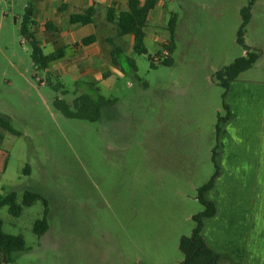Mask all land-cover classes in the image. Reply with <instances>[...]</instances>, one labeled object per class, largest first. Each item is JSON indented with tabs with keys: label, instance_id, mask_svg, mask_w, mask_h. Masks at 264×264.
<instances>
[{
	"label": "rangeland",
	"instance_id": "374dc122",
	"mask_svg": "<svg viewBox=\"0 0 264 264\" xmlns=\"http://www.w3.org/2000/svg\"><path fill=\"white\" fill-rule=\"evenodd\" d=\"M51 1L0 0V113L16 132L2 131L0 194L15 192L21 204L28 190L48 209V230L38 237L33 227L44 216L42 200L19 217L0 208L3 232L21 235L28 249L11 264H179V240L191 235L192 217L202 211L197 189L214 172L215 125L224 112L213 75L243 56L236 33L247 0H158L153 13L160 17H149L142 55L117 38L104 8H97L94 29L68 22L87 4L59 10ZM29 3L37 10L36 33L52 42L50 50L96 30L94 51L79 45L74 58L48 73L36 70L19 30ZM172 15V64L152 68L154 58L164 60ZM45 21L56 30L39 26ZM245 44L260 58L240 77L264 80V0L252 8ZM81 94L109 101L101 119L67 118L55 107L56 98L71 104Z\"/></svg>",
	"mask_w": 264,
	"mask_h": 264
},
{
	"label": "crops",
	"instance_id": "0c3cea01",
	"mask_svg": "<svg viewBox=\"0 0 264 264\" xmlns=\"http://www.w3.org/2000/svg\"><path fill=\"white\" fill-rule=\"evenodd\" d=\"M140 1L141 3L144 2V0ZM39 2L45 3V0ZM70 3L76 8L84 4L87 6L81 12L71 13L69 18L73 14L84 13L90 7L95 9L94 23L88 24L93 25L94 29L98 7L105 9V21L108 8H114L116 11H124L127 8L126 0L51 1L53 7L60 6L59 10L65 9ZM119 7H124V9L119 10ZM153 10L149 13L148 20L151 15L155 18L160 17L159 13L154 14ZM36 12L37 10L33 6L35 36L42 49L48 48L46 45L52 42L41 41L36 33V26L39 24V19L35 18ZM48 23H51L56 30L51 21L40 23L39 26L51 29V27L47 28ZM78 35L80 37L79 42L56 47L64 48V57L52 63L49 69L45 71L46 73L52 67H58L68 58H74L80 49L81 40L91 35L96 36L95 42L87 46L82 45L83 48L81 49L94 51L98 43L96 30L94 34L89 36L82 37L79 33ZM120 39L129 42L131 46L133 45L131 35L123 36ZM54 50H50L49 53ZM119 53L114 56L115 63H117ZM243 56H245V52ZM93 57L103 60L102 56H98V53L95 52ZM100 65L94 69L97 74L100 72ZM92 67L88 68L87 72L94 71ZM77 68L78 65L75 64L71 70L76 72ZM240 76L241 74L230 84L226 99L232 118L224 125L220 134L219 165L222 172L209 194L210 198L217 204V213L213 218L205 221L203 237L211 249L223 255L218 264H264V80Z\"/></svg>",
	"mask_w": 264,
	"mask_h": 264
},
{
	"label": "trees",
	"instance_id": "16d2710c",
	"mask_svg": "<svg viewBox=\"0 0 264 264\" xmlns=\"http://www.w3.org/2000/svg\"><path fill=\"white\" fill-rule=\"evenodd\" d=\"M33 1L39 2L41 0ZM257 1L258 0H247V4L240 10L241 23L236 33V43L244 50L245 56L236 58L231 64L224 66L213 75L216 83L223 89L221 96L222 109L224 112L223 116L217 117L215 125L217 144L211 153V161L213 163L214 172L208 181L197 189L196 198L202 206V211L192 217L194 228L191 235L189 237L182 236L179 240V250L183 255V260L179 264H218L223 258V255L216 253L207 245L203 237V228L205 221L213 218L217 213V204L210 198L209 194L214 188L216 179L222 172L219 165V140L224 125L232 118L231 111L226 103L230 84L235 81L240 74L250 70L260 58L259 52L245 44L246 27L251 20V11ZM157 3L158 0H144L143 3H141L140 0H126V10L116 11L114 8H108L106 11V22L115 26L117 37L121 38L127 35H131L133 37L132 52L138 55L147 53L144 44L146 36L145 28L148 24L149 13L155 8ZM94 13L95 9L90 7L86 9L84 13L71 15L69 23L80 24L83 26L93 24ZM34 25L33 5L32 3H29L26 6L25 14L22 18L19 30L23 39L31 48V60L36 70L46 71L52 63L64 57V48H56L52 53L44 54L40 42L36 39ZM49 27L54 30L51 23H48L47 28ZM175 29L176 16L172 15L167 24L169 38L167 43L164 45V48L169 52V55L164 57V60L162 61L159 57L154 58L151 64L152 68H154L155 63L159 61L162 65L172 64L170 54L174 49L173 38ZM95 40L96 36L91 35L82 39L80 44L87 46L95 42ZM118 52H120L118 48L113 49L111 52L114 64H116L114 56L118 54ZM128 61L132 70L136 72L133 60L128 59ZM47 84L56 90V87H62L60 84H57V86L54 87L51 82H48ZM107 103H109V101L105 100L102 96H98L97 99H94L92 96L87 94L77 96L71 104H68L64 100H60L59 98H56L54 101L55 107L65 117L87 121H97L101 119L102 109ZM2 131L13 135L16 134L10 126L9 118L0 113V143L4 138ZM38 200L43 201L45 210L43 218L35 221L33 231L38 237H42L48 230V223L46 220L48 209L46 201L41 195L26 190L23 192L21 204H18L17 194L15 192H10L4 195L0 194V208L7 207L10 216L19 217L22 213L23 207H31ZM27 250L28 249L26 248L21 235L13 236L3 232L2 221L0 220V262L3 264H11L15 261V255L17 253L25 252Z\"/></svg>",
	"mask_w": 264,
	"mask_h": 264
},
{
	"label": "built area",
	"instance_id": "2783aa9c",
	"mask_svg": "<svg viewBox=\"0 0 264 264\" xmlns=\"http://www.w3.org/2000/svg\"><path fill=\"white\" fill-rule=\"evenodd\" d=\"M168 55H169V52L167 50H165L164 56L167 57Z\"/></svg>",
	"mask_w": 264,
	"mask_h": 264
}]
</instances>
